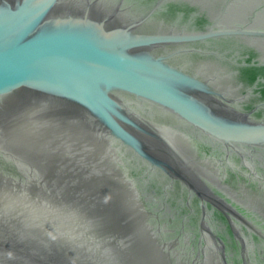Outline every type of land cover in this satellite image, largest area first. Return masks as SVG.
Listing matches in <instances>:
<instances>
[{
	"label": "water",
	"instance_id": "water-1",
	"mask_svg": "<svg viewBox=\"0 0 264 264\" xmlns=\"http://www.w3.org/2000/svg\"><path fill=\"white\" fill-rule=\"evenodd\" d=\"M0 264H264V0H0Z\"/></svg>",
	"mask_w": 264,
	"mask_h": 264
}]
</instances>
